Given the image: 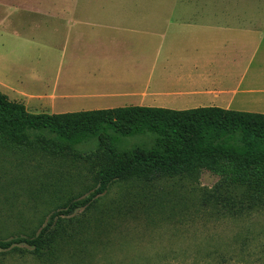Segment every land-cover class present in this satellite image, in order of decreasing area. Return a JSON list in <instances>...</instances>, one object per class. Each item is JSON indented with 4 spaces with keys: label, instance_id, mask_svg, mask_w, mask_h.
<instances>
[{
    "label": "crops",
    "instance_id": "obj_1",
    "mask_svg": "<svg viewBox=\"0 0 264 264\" xmlns=\"http://www.w3.org/2000/svg\"><path fill=\"white\" fill-rule=\"evenodd\" d=\"M152 1L57 0L32 8L24 29L40 37L16 45L0 39L8 48L0 92L32 113L133 105L264 113V29L256 14Z\"/></svg>",
    "mask_w": 264,
    "mask_h": 264
},
{
    "label": "rangeland",
    "instance_id": "obj_2",
    "mask_svg": "<svg viewBox=\"0 0 264 264\" xmlns=\"http://www.w3.org/2000/svg\"><path fill=\"white\" fill-rule=\"evenodd\" d=\"M83 2V0H82ZM177 7L249 9L264 29V0H164ZM153 6L152 0H145ZM57 6V0H0L1 43L16 45L40 31H25L32 8ZM20 28L8 32V25ZM262 31V30H261ZM0 47V57L8 52ZM8 45V47H9ZM14 49V48H13ZM258 55L264 54V42ZM2 93V92H1ZM123 145L149 136L122 137ZM89 135L62 153L15 145L0 136V238L34 235L54 211L95 189L94 176L106 161ZM220 176L201 170L182 181L115 182L88 209L78 208L88 229L61 244L58 258L38 259L32 249L0 250V264H264V210L239 216L217 213L206 194ZM236 191H223L229 197ZM59 238V236H58ZM246 239L248 246L241 249ZM247 253V256H245Z\"/></svg>",
    "mask_w": 264,
    "mask_h": 264
},
{
    "label": "trees",
    "instance_id": "obj_3",
    "mask_svg": "<svg viewBox=\"0 0 264 264\" xmlns=\"http://www.w3.org/2000/svg\"><path fill=\"white\" fill-rule=\"evenodd\" d=\"M89 135L96 137V148L104 149L106 160L95 173V189L51 213L34 235L0 238V250L23 244L38 259L58 258L62 243L88 229L74 212L88 209L110 185L127 180L182 181L209 170L220 176L205 200L218 206L217 213L240 217L264 210V113L215 106L170 110L139 105L32 113L0 92V136L11 144L62 153ZM136 135H147L149 141L122 144V137ZM226 190L236 192L228 198L222 193ZM246 246L243 239L240 247Z\"/></svg>",
    "mask_w": 264,
    "mask_h": 264
}]
</instances>
